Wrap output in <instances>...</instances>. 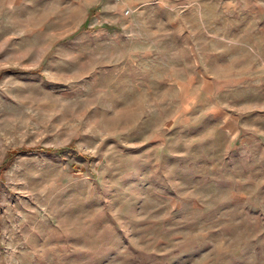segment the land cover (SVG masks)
Returning <instances> with one entry per match:
<instances>
[{"label": "rangeland", "instance_id": "rangeland-1", "mask_svg": "<svg viewBox=\"0 0 264 264\" xmlns=\"http://www.w3.org/2000/svg\"><path fill=\"white\" fill-rule=\"evenodd\" d=\"M132 1L0 0V264H264V0Z\"/></svg>", "mask_w": 264, "mask_h": 264}, {"label": "trees", "instance_id": "trees-1", "mask_svg": "<svg viewBox=\"0 0 264 264\" xmlns=\"http://www.w3.org/2000/svg\"><path fill=\"white\" fill-rule=\"evenodd\" d=\"M54 148H51V147H26V148H23L22 150L23 151H27V152H31V151H39V150H42V151H50V150H53Z\"/></svg>", "mask_w": 264, "mask_h": 264}, {"label": "crops", "instance_id": "crops-1", "mask_svg": "<svg viewBox=\"0 0 264 264\" xmlns=\"http://www.w3.org/2000/svg\"><path fill=\"white\" fill-rule=\"evenodd\" d=\"M125 5H129L132 9L131 11H133L135 9V3L132 0H123ZM114 9V8H113ZM115 10H117V8L115 7Z\"/></svg>", "mask_w": 264, "mask_h": 264}, {"label": "built area", "instance_id": "built-area-1", "mask_svg": "<svg viewBox=\"0 0 264 264\" xmlns=\"http://www.w3.org/2000/svg\"><path fill=\"white\" fill-rule=\"evenodd\" d=\"M127 12H128V9H125V10L123 11L124 14H126Z\"/></svg>", "mask_w": 264, "mask_h": 264}]
</instances>
